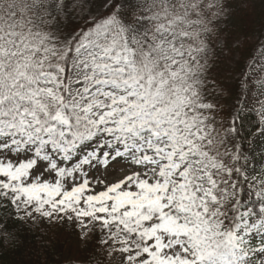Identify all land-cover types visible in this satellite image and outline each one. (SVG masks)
<instances>
[{
  "label": "snow or ice",
  "instance_id": "obj_1",
  "mask_svg": "<svg viewBox=\"0 0 264 264\" xmlns=\"http://www.w3.org/2000/svg\"><path fill=\"white\" fill-rule=\"evenodd\" d=\"M235 12L0 0V252L59 228L87 253L63 264H264V24Z\"/></svg>",
  "mask_w": 264,
  "mask_h": 264
},
{
  "label": "trees",
  "instance_id": "obj_2",
  "mask_svg": "<svg viewBox=\"0 0 264 264\" xmlns=\"http://www.w3.org/2000/svg\"><path fill=\"white\" fill-rule=\"evenodd\" d=\"M233 6L236 12L232 23L237 25V31L232 33V37L235 38L241 30L258 35L264 24V4L258 0L257 7H244L241 6L240 0H233ZM229 44H231V39ZM254 44L255 42L248 43L244 47L232 50V53L237 52L239 55L235 68H230L224 56H221L212 72L219 85L224 88L234 87L240 68L245 59L251 55ZM37 236H39V231L35 235H27L23 247L0 252V264H63L70 256L79 255L83 258L87 255V253L79 252L74 237L63 232L62 229H49L48 234L42 238L43 244L37 242Z\"/></svg>",
  "mask_w": 264,
  "mask_h": 264
},
{
  "label": "rangeland",
  "instance_id": "obj_3",
  "mask_svg": "<svg viewBox=\"0 0 264 264\" xmlns=\"http://www.w3.org/2000/svg\"><path fill=\"white\" fill-rule=\"evenodd\" d=\"M257 4H258V0H251V3L248 6L255 8V6L257 7ZM254 42H255V39H251L249 41V43H254ZM224 58H225V61L229 64L230 68H235L236 67V63L239 60V55H238L237 52H235V53H231V55H229L227 57L224 56ZM222 102L231 103V100L230 99H226V100H224ZM254 106L257 109L259 108L258 104H255ZM113 264H116V262H113Z\"/></svg>",
  "mask_w": 264,
  "mask_h": 264
}]
</instances>
